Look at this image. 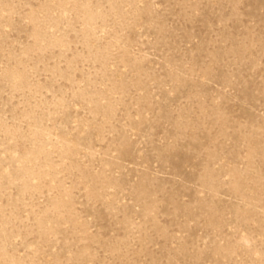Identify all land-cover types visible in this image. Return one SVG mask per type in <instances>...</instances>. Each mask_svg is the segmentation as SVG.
I'll return each mask as SVG.
<instances>
[{
	"label": "rangeland",
	"instance_id": "rangeland-1",
	"mask_svg": "<svg viewBox=\"0 0 264 264\" xmlns=\"http://www.w3.org/2000/svg\"><path fill=\"white\" fill-rule=\"evenodd\" d=\"M0 264H264V0H0Z\"/></svg>",
	"mask_w": 264,
	"mask_h": 264
}]
</instances>
